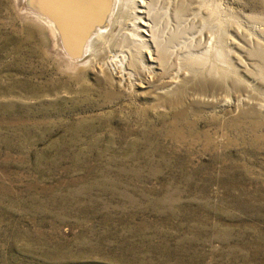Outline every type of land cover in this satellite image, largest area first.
<instances>
[{
    "label": "rangeland",
    "instance_id": "1",
    "mask_svg": "<svg viewBox=\"0 0 264 264\" xmlns=\"http://www.w3.org/2000/svg\"><path fill=\"white\" fill-rule=\"evenodd\" d=\"M20 1L0 0V264H264V0H144L167 55L150 88L102 54L69 67Z\"/></svg>",
    "mask_w": 264,
    "mask_h": 264
},
{
    "label": "bare ground",
    "instance_id": "2",
    "mask_svg": "<svg viewBox=\"0 0 264 264\" xmlns=\"http://www.w3.org/2000/svg\"><path fill=\"white\" fill-rule=\"evenodd\" d=\"M127 0H21L20 3L22 4V14H25L26 16H29L33 19H35V21L43 23L47 29H49L52 34L54 35V39H55V45L57 48V51L59 52L58 54H61V56L64 58L63 60H66L65 62L70 66H74L75 68H78L81 66L82 67H93V65L97 66V62L95 61V59H99L100 54H102V59L104 60L107 57H113L115 58V63L114 65L120 66L121 68V72L119 73V80L122 81L124 83V78L127 79L130 83L133 82V85L137 84L141 87L144 88H150L152 86H156L155 84V79L156 76H158L161 72V69L163 67V65L165 64V57H163V52L166 50H162L165 49L162 44L160 43V40L156 37V34H154L156 32L155 27H153L151 24L153 23L150 14H149V9H151L150 6H148V4L145 3L144 0H138L137 3V7L136 8V12L138 14H141L142 17H137L138 22H133L130 23L129 25L131 27L134 28L133 32H136V36L137 39H134L132 36L130 37L131 33H129V29L125 28L127 30V32L130 34H127L124 32V28H123V32L122 30L118 27L119 22H120V17L122 12L124 11V4ZM137 1V0H136ZM202 4V3H201ZM179 5V4H178ZM198 5V4H197ZM200 5V4H199ZM203 5V4H202ZM182 6V5H181ZM194 6V5H193ZM150 7V8H148ZM184 7V5L182 6ZM198 7H201L198 6ZM24 8V9H23ZM178 9V6L176 7ZM205 8V7H204ZM203 8V9H204ZM147 9V10H146ZM186 9V8H184ZM182 8V10H184ZM152 10V9H151ZM181 10V9H180ZM199 10V8H198ZM19 11V10H18ZM197 11V10H196ZM201 11V10H200ZM207 11V9L205 10ZM204 11V12H205ZM209 11V10H208ZM207 11V12H208ZM20 12V11H19ZM135 12V11H134ZM152 12V11H151ZM187 12V11H185ZM189 13V12H188ZM191 13V12H190ZM197 13V12H195ZM200 13V12H199ZM202 13V11H201ZM200 13V14H201ZM21 14V13H20ZM186 14V13H185ZM203 14V13H202ZM201 14V15H202ZM124 15V13H123ZM191 16V14H189ZM195 14H193L192 16L194 17ZM200 15V16H201ZM139 16V15H138ZM177 16V13H176ZM189 16V17H190ZM198 16V13L197 15ZM195 16V17H196ZM199 16V17H200ZM123 17V16H122ZM194 17V19H195ZM204 17V16H203ZM202 17V18H203ZM185 18V17H184ZM201 18V19H202ZM207 17H205L204 19H206ZM178 19V18H177ZM187 19V17H186ZM189 19V18H188ZM193 19V22L196 21ZM199 20V18H196ZM211 19V18H210ZM28 21V20H27ZM125 21V19H124ZM186 21V20H185ZM192 21V20H191ZM202 21V20H201ZM204 21V20H203ZM179 22V21H178ZM181 22V21H180ZM188 22V21H186ZM155 23V22H154ZM132 24V25H131ZM181 24V23H180ZM157 25V24H156ZM216 25V24H215ZM126 26V24H125ZM123 27V26H122ZM127 27V26H126ZM225 27V26H224ZM223 30H226V29ZM195 28V27H194ZM193 28V29H194ZM158 29V28H157ZM200 29V28H199ZM202 29V28H201ZM209 29V28H208ZM203 30V29H202ZM211 31V30H210ZM239 31V30H238ZM158 32H162L159 31ZM179 32V31H178ZM201 32V31H200ZM214 31H212L210 34H212ZM223 32V31H222ZM221 32V33H222ZM225 32V31H224ZM227 32V31H226ZM230 32V30L228 31ZM236 32V31H235ZM140 33H144L146 34L147 37H145V40L141 41V42H136V41H140L141 35ZM220 33V32H219ZM237 33V32H236ZM166 34V33H165ZM179 34V33H178ZM232 34V33H231ZM116 35H119L117 38H115ZM122 35V36H121ZM129 35V37H128ZM171 35V34H170ZM173 35V34H172ZM201 35V34H200ZM226 35V34H225ZM161 36V35H160ZM176 36V34H175ZM192 36V35H191ZM203 36V35H202ZM207 36V35H206ZM213 36V35H212ZM215 36V35H214ZM217 36V35H216ZM221 36V35H219ZM229 36V34H228ZM123 37V41L119 43V38ZM232 37V36H231ZM191 38V37H190ZM194 38V37H193ZM204 38V37H203ZM207 38V37H206ZM211 38V37H209ZM208 38V39H209ZM216 38V37H215ZM222 38V37H221ZM226 38L227 35H226ZM232 38H235L234 36ZM109 39V40H108ZM168 39V38H167ZM208 39L205 43H208ZM131 40V42L129 41ZM198 40V39H197ZM218 40V39H216ZM220 40H224V39H220ZM229 39H226L225 41H227ZM231 40V39H230ZM114 43L113 47L115 48L114 53L115 54H111L109 55L108 53H104L103 48H101V46L103 45L102 43ZM145 41V42H144ZM168 41V40H167ZM202 41V40H201ZM221 41V42H222ZM223 41V42H225ZM125 42H127L128 44L125 45ZM162 42V41H161ZM165 42V41H164ZM186 42V41H185ZM188 42V41H187ZM198 42V41H197ZM220 42V41H219ZM152 46H149L148 44H150ZM227 43V42H226ZM225 43V44H226ZM230 43V42H229ZM259 43V42H258ZM147 44V46H146ZM167 44V42H166ZM186 44V43H185ZM210 44V43H209ZM218 43L212 45L213 49L214 47H216ZM223 44V43H222ZM228 44V43H227ZM226 44V45H227ZM234 44V43H233ZM202 45V44H201ZM208 45V44H206ZM123 46H127L126 49H128V51H123V49H121ZM166 46V45H165ZM190 46V45H189ZM204 47V45H202ZM209 46V45H208ZM218 46V45H217ZM221 46V45H220ZM225 46V45H224ZM234 47V45H231V47ZM237 46V45H236ZM240 44L238 45L239 48ZM147 48V50L149 52H147V57H144V54L142 52L143 48ZM207 47V46H206ZM223 47V46H222ZM229 47V46H228ZM108 48V47H107ZM153 48V50H151ZM160 48V49H159ZM181 48V47H180ZM219 48V47H217ZM214 50L215 52H217L218 50ZM227 48V47H226ZM259 48V46H258ZM262 48V47H261ZM260 48V50H261ZM211 49V48H210ZM212 49V50H213ZM229 50V48H227ZM226 49V52H227ZM232 49V48H231ZM230 49V50H231ZM163 52H162V51ZM169 49H167L168 51ZM211 50V51H212ZM234 50V49H233ZM108 51V49H107ZM220 51V50H219ZM258 51V49H257ZM102 52V53H101ZM109 52V51H108ZM126 52V55L124 54ZM172 52V51H171ZM196 52V51H195ZM208 52V51H207ZM213 52V51H212ZM224 52V53H226ZM260 52V51H259ZM111 53V52H109ZM209 53V52H208ZM214 53V52H213ZM230 53V51H229ZM233 53V52H232ZM190 54V52H189ZM200 54V53H199ZM198 54V55H199ZM206 54V53H205ZM203 54V55H205ZM219 54V53H218ZM217 54V55H218ZM227 54V53H226ZM262 54L264 55V53L262 52ZM194 55V54H193ZM202 55V53L200 54V56ZM209 54L206 55V57ZM216 55V58H217ZM169 56V55H168ZM198 56V57H200ZM214 56V54H213ZM218 56H220V59L222 60V54H219ZM232 56V55H231ZM230 56V57H231ZM187 57V56H186ZM197 57V58H198ZM222 57V58H221ZM225 57V56H224ZM228 57V56H227ZM241 57V55H240ZM58 58V57H57ZM169 58V57H168ZM170 58H172L170 56ZM169 58V60H170ZM188 58V57H187ZM213 58L214 57H210ZM232 58V57H231ZM200 59V58H199ZM198 59V60H199ZM208 59V58H207ZM219 59V63L221 62ZM242 59V58H241ZM201 60V59H200ZM199 60V61H200ZM210 60V61H212ZM217 60V59H216ZM224 60V59H223ZM222 60V61H223ZM231 60V59H230ZM261 60V59H260ZM181 61V60H180ZM207 61L206 59H203L204 62ZM209 61V60H208ZM208 61L206 62L208 65ZM209 61V62H210ZM227 64H225V62H223V64H225V66H229L231 67V63L226 60ZM244 61V60H243ZM242 61V62H243ZM99 62V61H98ZM183 62V61H182ZM185 63L187 61H184ZM183 62V63H184ZM194 62V60H193ZM200 62V64H201ZM215 63V58L214 61H212V63ZM240 62L237 59V62L235 61L236 64H240L238 63ZM241 62V63H242ZM181 63V62H180ZM184 63V64H185ZM188 63V62H187ZM192 63V62H191ZM196 63V62H194ZM193 63V64H194ZM198 63V61H197ZM192 64V65H193ZM222 64V62H221ZM245 61H244V66H245ZM255 64V63H254ZM168 65V63H167ZM173 65V64H172ZM218 65V63H217ZM241 65V64H240ZM249 64H246V66ZM260 65V64H258ZM262 65V64H261ZM112 66V65H111ZM165 66V65H164ZM205 66V65H204ZM216 66V63H215ZM219 66V65H218ZM224 66V67H225ZM245 66V67H246ZM193 67V66H192ZM210 67V66H209ZM217 67V66H216ZM227 67V68H229ZM234 67V66H233ZM244 67V68H245ZM255 67V66H254ZM196 68V67H195ZM247 68V67H246ZM244 71H246L247 68ZM260 68L262 69V67L260 66ZM113 69V68H112ZM190 69V68H188ZM194 71V68H192ZM198 69V68H197ZM196 69V70H197ZM212 69V68H211ZM219 70L221 68H218ZM230 69V68H229ZM260 69V70H261ZM199 70V69H198ZM209 70V69H208ZM223 70V69H222ZM221 70V71H222ZM226 72V69H224ZM254 70V69H253ZM166 72H168V70H165ZM171 71V70H170ZM169 71V73H170ZM191 70V72H193ZM211 70H209L208 73H210ZM213 71V69H212ZM211 71V72H212ZM218 71V70H217ZM220 71V72H221ZM230 71V70H228ZM233 71V70H232ZM252 71V70H251ZM164 72V71H163ZM165 72V74H166ZM198 72V71H197ZM220 73L218 76H220L221 74L224 73ZM231 72V71H230ZM229 72V74H230ZM261 72V71H258ZM201 73V72H200ZM207 73V72H204ZM234 73V72H233ZM248 73V72H246ZM163 73H161L162 75ZM168 74V73H167ZM166 74V75H167ZM203 74V72H202ZM213 74V73H212ZM228 74V72H227ZM226 74V75H227ZM228 74V76H229ZM232 74V73H231ZM112 75V74H111ZM164 75V74H163ZM176 75V74H175ZM178 75V74H177ZM176 75V76H177ZM194 75V74H193ZM196 75V74H195ZM197 75H200L199 73ZM217 75V74H216ZM225 75V76H226ZM250 75V74H249ZM160 76V75H159ZM165 76V75H164ZM168 76V75H167ZM171 76V74L169 75ZM173 76V75H172ZM178 76H181L178 75ZM189 76V74H188ZM209 76V75H207ZM212 76V75H211ZM215 76V75H214ZM232 75H230L229 77H231ZM237 76V75H235ZM234 76V77H235ZM244 76V75H243ZM264 76V75H263ZM124 77V78H123ZM184 77V76H183ZM187 76H185L186 78ZM195 77V76H194ZM199 78V76H196ZM195 77V78H196ZM213 77V76H212ZM211 77V78H212ZM216 77V76H215ZM214 77V78H215ZM222 77V75L220 76ZM228 77V78H229ZM158 78V77H157ZM162 78V77H161ZM168 78V77H166ZM179 77H172V78H168L169 81H167V85L166 88L169 90H172L176 88V85L178 84ZM182 78V77H181ZM185 78L181 79V80H185ZM194 78V79H195ZM225 78V77H224ZM233 78V76L231 77V79ZM243 78V77H242ZM263 78V77H262ZM261 78V79H262ZM114 79V78H113ZM164 79V78H163ZM187 79V78H186ZM230 79V80H231ZM235 79V78H234ZM241 79V78H240ZM255 79V78H254ZM257 79V78H256ZM161 80V79H160ZM165 80V79H164ZM196 80V79H195ZM208 80V79H207ZM226 80V79H225ZM230 80H227L228 82H230ZM243 80V79H242ZM245 80V79H244ZM253 80V79H252ZM162 81V80H161ZM191 82H193L194 80H189ZM226 81V83H227ZM241 81V80H239ZM239 81H237L238 83H240ZM251 81V80H250ZM255 81V80H254ZM263 81V80H262ZM261 81V82H262ZM127 82V81H126ZM186 82V81H185ZM188 82V81H187ZM197 82V81H196ZM246 82V81H245ZM248 82V81H247ZM256 82V81H255ZM163 83V81H162ZM183 83V82H182ZM249 83V82H248ZM248 83L246 86H248ZM257 83V82H256ZM132 84V83H131ZM184 84V83H183ZM182 84V85H183ZM191 84V83H188ZM237 84V83H236ZM243 84V82H242ZM246 84V83H245ZM264 84V82H263ZM159 85V83H158ZM185 85V84H184ZM251 85V83H250ZM259 85V84H258ZM163 86V85H161ZM186 86V85H185ZM185 86H182L185 87ZM226 86V85H225ZM244 86V85H243ZM158 87V86H157ZM178 87V86H177ZM255 87V86H254ZM263 87V86H261ZM246 88V87H244ZM258 88V87H257ZM184 89V88H183ZM240 89V92L243 91ZM264 89V87H263ZM178 90H181L180 88ZM249 86H248V89ZM255 90V89H254ZM260 90V89H257ZM262 90V89H261ZM174 91V90H173ZM233 91V90H232ZM170 92V93H171ZM234 92V91H233ZM258 92V91H257ZM250 93V92H249ZM261 93V92H260ZM180 94V93H179ZM173 95V94H172ZM261 95V94H260ZM264 95V94H263ZM160 96H162L160 94ZM178 96V95H177ZM188 96V95H187ZM254 96V95H253ZM262 96V95H261ZM172 97V96H171ZM244 97H251V96H244ZM176 98V97H175ZM180 98V97H179ZM188 98V97H187ZM242 98V97H240ZM263 98V97H262ZM261 98V99H262ZM178 99V98H177ZM185 99V98H184ZM214 99V98H213ZM243 99V98H242ZM247 99V98H246ZM252 99V98H251ZM174 100V98H173ZM186 100V99H185ZM189 100V99H188ZM254 100V99H253ZM171 101V100H170ZM248 101H250L248 99ZM257 101V100H256ZM259 101V100H258ZM257 101V103H259ZM187 102V101H186ZM255 102V100H254ZM172 103V102H171ZM239 103V101H238ZM237 103V104H238ZM248 103V102H247ZM250 103V102H249ZM261 104L263 103L260 102ZM241 104V103H240ZM255 104V103H254ZM181 105V104H180ZM248 105V104H247ZM253 105V104H252ZM241 106V105H240ZM256 106V105H255ZM258 106V104H257ZM260 106V105H259ZM263 107V106H262ZM261 107V108H262ZM239 108V107H238ZM249 108V107H248ZM254 108V106H253ZM242 109V107H241ZM240 109V110H241ZM251 110V109H250ZM255 110V109H253ZM252 110V114H254ZM262 110V109H261ZM245 112V111H244ZM247 113V112H246ZM249 113V111H248ZM246 116V114H245ZM243 121V120H242ZM246 123V120H245ZM248 123V122H247ZM246 126V125H245ZM239 127V126H238ZM251 129V128H250ZM254 130V129H252Z\"/></svg>",
    "mask_w": 264,
    "mask_h": 264
}]
</instances>
